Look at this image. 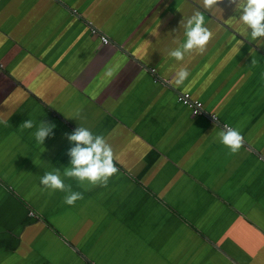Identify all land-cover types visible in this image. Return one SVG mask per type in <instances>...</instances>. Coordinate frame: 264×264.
<instances>
[{
  "label": "crops",
  "instance_id": "1",
  "mask_svg": "<svg viewBox=\"0 0 264 264\" xmlns=\"http://www.w3.org/2000/svg\"><path fill=\"white\" fill-rule=\"evenodd\" d=\"M235 8L0 0V264H264V37ZM196 11L213 36L177 61ZM41 123L55 125L43 144ZM223 124L243 137L235 153ZM81 126L113 149L106 185L64 175ZM56 170L64 191L41 183Z\"/></svg>",
  "mask_w": 264,
  "mask_h": 264
},
{
  "label": "clouds",
  "instance_id": "2",
  "mask_svg": "<svg viewBox=\"0 0 264 264\" xmlns=\"http://www.w3.org/2000/svg\"><path fill=\"white\" fill-rule=\"evenodd\" d=\"M217 2L218 0H203L206 8ZM228 4L236 5L234 11L239 10V20L251 29L250 36L253 40L264 37V0H228ZM181 24L184 27L186 41L181 47L169 53L177 61L183 60L185 53H190L194 49H198L202 53L213 36V33L205 26L204 15L200 11L194 12L186 22L181 21ZM188 75L189 72L186 68H180L176 73L175 83L177 85L182 84ZM23 127L31 129L33 122L28 120L23 123ZM54 127L55 125L41 123L34 133L36 141L43 144L45 137ZM68 139L74 142L76 146L69 153L72 158L71 167L65 169L64 175L76 178L81 183L87 181L92 185L98 182L106 185L108 178L118 171L113 163L114 154L111 145L106 142L103 136L94 137L83 126L78 127ZM219 140L230 148L231 152L235 153L241 147L243 137L239 131L227 128L226 131L219 133ZM41 183L53 190H65V184L58 174V170L47 172L41 178ZM78 199H82V195L78 192L72 193L65 197V203L73 205Z\"/></svg>",
  "mask_w": 264,
  "mask_h": 264
},
{
  "label": "built area",
  "instance_id": "3",
  "mask_svg": "<svg viewBox=\"0 0 264 264\" xmlns=\"http://www.w3.org/2000/svg\"><path fill=\"white\" fill-rule=\"evenodd\" d=\"M90 31L92 34H98L103 44H107L110 42L109 38L106 35L102 34L96 27L90 25ZM154 71L155 69L152 68L151 72ZM155 78L163 81L166 85H169V81L167 79L158 77L157 75H155ZM176 100L181 105L188 107L193 115L204 113L203 102L200 101L199 99L192 97L191 93L188 91L176 92ZM210 117L213 121H217V117L215 114H211ZM222 126L225 130H227V128H231L227 124H223ZM30 215H33V212H30Z\"/></svg>",
  "mask_w": 264,
  "mask_h": 264
}]
</instances>
